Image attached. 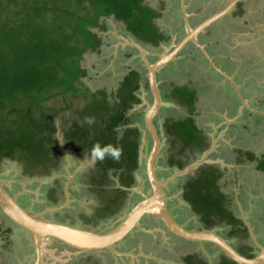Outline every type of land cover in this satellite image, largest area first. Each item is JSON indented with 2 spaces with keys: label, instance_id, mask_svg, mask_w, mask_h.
Returning <instances> with one entry per match:
<instances>
[{
  "label": "rangeland",
  "instance_id": "374dc122",
  "mask_svg": "<svg viewBox=\"0 0 264 264\" xmlns=\"http://www.w3.org/2000/svg\"><path fill=\"white\" fill-rule=\"evenodd\" d=\"M189 1L191 4L189 5L187 2V6L183 7V11L186 15H188L189 10L194 7V0ZM200 1L203 4L204 2L206 3V0ZM146 2L150 5H157L158 3L156 0H146ZM227 2L228 0H215L201 18L204 19L209 17L217 10H220ZM251 3L247 7L248 13L244 15H232V13H230V15L228 14L221 20L215 22V31L221 32L219 39L222 41L223 46H221V49L223 52L212 53L214 58L211 56L209 62L211 63V61L213 62L214 59H216L220 60L222 63V60H226L225 64L229 65L234 64L230 61L237 60L239 63L236 66H234L235 64L233 65L234 70L237 68L241 70L245 64L250 63L249 60L254 59L257 64L255 65L256 69H253L255 70L253 75L254 77H260L264 76V31L263 33L260 32L264 30V8H260L258 5L255 6L254 4L251 5ZM182 4H184V2H182ZM175 7L178 10L180 9L179 2H170V12H173ZM255 17L260 21L258 22ZM171 18V14L164 18L162 16L158 19V23L166 27L170 26L173 21H176ZM254 20H256L257 23L255 25V38L252 41L248 27L250 22ZM196 21L197 20H195L194 23ZM199 21L202 20L199 19ZM99 22L101 26H106L105 29H100L99 27L94 28V31L101 37L102 45L100 50H89L84 54L82 65L88 72L81 81L85 86H89L93 90L106 89L109 93V100L114 103L116 100V92L125 74L128 72L129 67L140 68L144 72L143 84L138 91L142 103L135 104L134 107L129 110L127 116L130 117V125H139L142 122L145 123L144 117L147 109L153 103V98L147 82V64L142 59L144 53L136 49V59L130 60L125 58L123 51L131 50L129 47H131V45L133 46V44L128 42L134 43V36L132 33L128 31L123 22L114 19L113 16L102 17ZM211 34L216 35L213 33ZM231 39L234 40V45L229 43ZM176 40H178V38H173L163 43V46L159 47L157 50L148 45L145 46L141 44L136 39L135 43L144 49L149 60L153 62L156 61L160 55L169 51L174 43H176ZM118 41L123 42V48L118 49ZM224 43H228L231 48H233L230 54L224 52ZM253 43H258L257 47L252 46ZM214 50L215 47L212 48V51ZM187 53L189 57H186L185 54ZM183 54L184 55L176 59L175 63L162 69L158 77L164 102L159 117L156 120L162 142L160 156L157 160V171L159 178L162 180H166L171 174L177 172H173L175 165L170 162V157L178 149L173 148L170 136L166 133L164 122L170 117L183 118L191 115L189 110L181 107L182 105L174 103L169 97L168 93L172 88V82L179 81V83H182L185 79L188 80L187 77L190 75L195 73L199 75L203 72L199 75V80L195 77L197 82L196 85L201 89V100L198 102L197 115L194 117L201 125L210 122V114L213 113L209 111L210 106L215 105L218 107L222 106L223 103L227 106L228 103L225 101L239 98L235 88L229 86L226 92H222L216 87V82L213 84L209 83V81L214 80L213 77H215V73L205 72L208 62L205 65V61L207 60H205V57H203L202 53H199L197 49L194 50L192 47ZM198 66L201 67L197 72ZM245 71L249 72V69H245L244 72ZM262 84L263 85L259 88V92L264 96V82ZM215 88H217V91ZM71 100H74V102L68 107V103L71 102ZM84 100V96L64 99L61 95H58L46 104L54 108L50 111L53 113L58 126V130L55 134V144L59 150L63 151L64 156L63 159H60V165L56 170L46 173L43 169L34 167L32 172H27L25 171L26 166L23 161L4 158L0 161V182L15 194L16 197H19V203L31 212H44L45 209L52 208L45 212V217L50 220L84 229L104 231L122 221L133 205L151 193V189L150 185L147 184L145 168L143 176L137 172V182L128 189L121 207L116 211V214L107 217L96 216L98 214L96 211L98 208L96 207L100 204L97 196L105 195L104 191L92 187L91 181H89L94 173L96 160L91 157V153L85 154V156L83 155L81 158L76 157V153L79 151L68 146V141L64 134V129H68L71 126L72 119L79 116L78 110L84 107ZM254 112L255 114L252 115L250 128H243L235 135L229 134L223 136L230 144H222L220 147L210 148L205 152L194 154L190 161L191 167L185 168L187 169V171H185L186 174L184 172L182 173L184 174L182 177H174L166 188L169 205L172 210H175V212L173 211L172 213L179 222L181 219L183 223H187L192 227H205L202 222H199L198 214L193 211L191 205L183 198L184 189L182 184L184 180L194 176L196 174L195 168L198 169L202 164L219 163V166L225 171L226 175L225 180L220 183L222 187L230 191L232 195L230 196V206L236 209L235 211L237 214L246 220L250 225V230H248V232L238 231V233L232 234L231 226L223 223L216 225L217 227L214 229L224 235L225 238L233 243L239 250L242 249V246L246 244V242L252 243L256 248L257 245L253 242V239H256L257 243L264 246V172L256 170L255 162L248 161V163H243L241 165L236 164L235 157H232L230 148V145L233 144L240 147H247L258 156L264 153V115H260L263 113H260L259 110H254ZM244 118L246 119V117ZM142 126L144 128L143 131H145L144 125ZM125 127L126 125L124 124L119 127V136L122 135ZM235 130L237 131V128ZM146 134L147 132H145V135ZM144 138H141L143 143L140 145L143 161H145V158L152 148L151 138ZM225 155L231 156L226 158L224 157ZM114 180L115 181L111 183L113 186L118 183L117 176H115ZM68 183L72 185L75 193H78L76 196H72L71 192L68 191ZM54 187L58 188L57 194L59 195V199L51 195V190ZM61 189H65L66 194L62 195ZM108 190L109 194L112 196L115 194L114 188L111 187ZM113 209H115V203L111 204V210ZM2 221L3 217L0 215V224H3ZM143 231L144 230L141 229L135 230L130 238L121 241L118 245L113 247L114 252L118 251L123 254L120 256H116V253L108 249H102L92 253L75 251L57 242L53 243L49 238L44 239L42 241L45 249V253L43 252V264H184V255L191 252L202 254L200 251L201 249H198L199 243L182 241L175 237L173 241L169 240V237L163 239L157 236L156 230H146L150 233L147 235L145 233L146 236H144V233L142 234ZM1 239L0 236V240ZM5 246L7 248H5ZM2 249L11 250V252L8 251L10 255H8V259L5 260L7 262L6 264H11L9 261H12V264H33L35 261V252L33 249H25L24 241L19 240L18 244L14 243V246L0 243V250ZM212 249L214 251L213 255L219 256L220 251L213 245ZM22 253H25V261L20 259V254ZM208 254L212 256L210 252ZM30 255L32 260H30ZM141 256L151 258V260L148 259L145 263H141ZM27 258L29 261H27Z\"/></svg>",
  "mask_w": 264,
  "mask_h": 264
},
{
  "label": "trees",
  "instance_id": "16d2710c",
  "mask_svg": "<svg viewBox=\"0 0 264 264\" xmlns=\"http://www.w3.org/2000/svg\"><path fill=\"white\" fill-rule=\"evenodd\" d=\"M143 1L0 0V161H23L27 172L34 167L46 173L57 168L61 155L55 144L58 126L50 111L54 108L46 104L58 95L64 99L84 96L79 116L64 129L68 146L79 151L80 157L91 152L97 142L118 145L123 150L121 157L96 160L95 175L99 174L103 183L108 181L109 170H120V183L132 185L133 170L138 166L140 132L137 127H127L119 138L117 128L130 123L129 110L142 101L137 94L140 72L131 69L124 76L112 103L106 89L93 90L82 83L88 72L82 59L89 50L101 48V37L94 28H106L99 22L102 17L114 16L122 21L145 46L158 45L165 39L154 21L159 13ZM172 93L189 105L190 112L194 109V90L176 86ZM88 117L94 118L93 124L86 122ZM165 128L173 148H178L170 157L178 167H183L184 161L177 155L187 148L197 150V154L209 147L208 137L192 114L167 118ZM222 174L215 165H203L185 184L183 197L201 215L207 228L225 222L233 226L232 234L247 231V227L236 228L243 221L229 208L227 196L218 184ZM117 191L125 194L121 187ZM251 249L250 245H243L241 252L253 256ZM183 260L184 264L207 263L197 253L188 254ZM220 264L238 263L223 254Z\"/></svg>",
  "mask_w": 264,
  "mask_h": 264
},
{
  "label": "flooded vegetation",
  "instance_id": "af4514ba",
  "mask_svg": "<svg viewBox=\"0 0 264 264\" xmlns=\"http://www.w3.org/2000/svg\"><path fill=\"white\" fill-rule=\"evenodd\" d=\"M158 3H157V5H150V4H148L147 2H146V0H144L143 2L145 3V4H147V5H149V6H151L152 8H154L158 13H159V15L157 16V17H155V19H154V21H155V23L157 24V26L159 27V31L161 32V33H163L164 35H165V39H163V40H161L160 41V43L158 44V45H153L152 43L151 44H149L148 46L149 47H151V48H155V50H157V49H159V47H162L163 45V43H165V42H168L169 40H171V39H173V38H175V39H177L178 38V40H176V43H174V45L173 46H175L181 39H183V37L188 33V26H189V29H192V28H194L195 26H197L201 21H199V19H201L202 21L203 20H205L206 18H204V19H202L201 18V16H203V14H204V12H206V10L207 9H209L210 8V6H212V4L211 3H214L215 2V0H206V3L204 2V4L200 1V0H194L193 2H194V7H193V9L191 8L190 10H189V14L188 15H186L185 14V12L183 11V7L184 6H187V2L189 3V5L191 4L190 3V1L189 0H156ZM230 0H228V2H229ZM242 1V2H241ZM240 2L241 3H239V5H237V8H239V6L240 5H242V8H244V9H246V11H247V7H248V5L251 3V2H253V3H251V5L252 4H254L255 5V3H254V0H241ZM170 2H179V10L178 9H176V7H175V9H174V11L173 12H170V10H171V8H170ZM182 2H184V4H182ZM228 2L222 7V8H224L227 4H228ZM210 3V4H209ZM237 3V4H238ZM209 4V5H208ZM221 8V9H222ZM220 9V10H221ZM238 9H235L233 12H232V10H231V12L230 13H232V15L233 14H237L236 13V11H237ZM219 10H217L216 12H218ZM215 12V13H216ZM230 13H229V15H230ZM172 15V18L171 19H175L176 21H173L172 22V24L170 25V26H163V25H160L159 23H158V19L160 18V17H162L163 16V18L165 17V16H167V15ZM214 14V13H213ZM212 15V14H211ZM210 15V16H211ZM228 15V14H227ZM186 16V17H185ZM226 16V15H225ZM112 17V16H111ZM114 17V16H113ZM170 17V16H169ZM208 18V17H207ZM114 19H116L115 17H114ZM195 20H197L195 23H194V21ZM188 21V26H187V24H186V22ZM122 22V21H121ZM215 23H213V24H210L204 31H202V32H200V33H198V35H197V42L196 41H194V40H190L184 47H183V49L178 53V55L176 56V58L173 60V61H171L169 64H167V65H165L163 68H161V70L162 69H165L166 67H168V66H170L172 63H175L176 62V59L179 57V56H181V55H184L183 53H185V52H187V51H189L190 50V48H194V50H198L199 51V53H202V55H203V57H205V60H207V61H205V65H206V63H207V67H206V73H208V72H213V73H215V77H213V78H215V79H217L215 82H218V81H224L225 80V82L226 83H224L226 86H227V88H229V86H231V81H230V79L228 78V76H226V74L224 73V71L226 72V73H232V72H237V71H235V70H239V72H237V73H235V76H234V78L235 79H239V80H242V79H244V74L245 73H247V74H245V75H248V73L249 74H253V73H255V70H253V69H256V67H255V65L257 64V62H255L254 61V59L253 60H249L250 61V63H247V64H245L242 68H241V70H240V68H237V69H235L234 70V66H236V65H238V61H230V62H232V63H234V64H229V65H226L225 63H226V60H222L223 62L221 63V61L220 60H216L215 59V61H211V63L209 62V59L211 58V56L213 55L212 53H214V52H223V50L221 49V46H223L222 45V41L219 39V36H220V34H221V32L220 31H215ZM211 33H213V34H216V35H212ZM132 35L134 36V43H132V42H128V43H130V44H133V46L131 45V47H129V48H131V50H126V51H123L124 52V55H125V58H128V59H130V60H132V59H136V53L137 52H135V50L136 49H138L140 52H141V50H140V48L138 47V46H136V43H135V39L136 40H138L141 44H143V42L141 41V40H139L133 33H132ZM119 42V44L117 45V47H118V49H121V48H123L122 46H123V42H121V41H118ZM138 45V44H137ZM173 46L170 48V50L173 48ZM213 47H215V50L214 51H212V48ZM220 47V48H219ZM224 48H225V50H226V47L224 46ZM133 49V50H132ZM193 50V49H192ZM225 50H224V52H225ZM122 51V50H121ZM207 51V52H206ZM168 52V51H167ZM206 53H207V55H206ZM186 55V57H189V55H188V53L187 54H185ZM213 57V56H212ZM214 58V57H213ZM143 60H144V62H145V59H144V57L142 58ZM224 59H226V58H224ZM229 59V58H228ZM154 62V61H153ZM216 62V63H215ZM146 63V62H145ZM242 63V62H241ZM234 65V66H233ZM200 67L201 66H198L197 67V72L200 70ZM147 68H148V66H147ZM131 69H137L139 72H140V83H141V87H142V84H143V78H144V72H143V70H141L140 68H133V67H129V70H128V72L131 70ZM203 69V68H202ZM245 69H249V72L248 71H245L244 72V70ZM161 70H159V72L157 73V80H158V77H159V74H160V71ZM252 70V71H251ZM127 72V73H128ZM244 72V73H243ZM126 73V74H127ZM203 73V72H202ZM202 73H200V74H202ZM125 74V75H126ZM199 74V75H200ZM210 74V73H209ZM233 74V73H232ZM194 75V76H193ZM199 75H197V73H195V74H192V75H190L189 77H187V79L188 80H184V82H182V83H179V81H174V82H172V88L170 89V92L168 93V95H169V97L171 98V100L172 101H174V103H176V104H178V105H182L181 107H183V108H186L187 110H189L190 111V107H189V105L188 104H186V103H182L177 97H175L174 95H173V90H174V88L176 87V86H179V87H188V88H190L191 90H194L195 91V95H196V99H195V103H194V105H193V110L191 111L192 113V115H193V117L194 116H196L197 114H196V111L198 110V102H200V100H201V89H200V87H198L196 84H197V82H196V78L199 80V78H200V76ZM196 77V78H195ZM203 77H204V74H203ZM147 82H148V86H149V79H148V73H147ZM123 81V80H122ZM229 82V83H228ZM158 84H159V81H158ZM141 87L137 90V94H138V91L141 89ZM232 87V86H231ZM159 89H160V86H159ZM160 92H161V89H160ZM162 93V92H161ZM162 95V94H161ZM138 96H139V94H138ZM163 98V97H162ZM163 100V99H162ZM140 103H142V101L140 102ZM140 103H137V104H140ZM228 103V107H230V112L232 113V114H229L228 115V117L231 115V116H233V117H237L238 115H239V108H237L239 105H240V102L238 103L237 101H233V100H230V102L228 101L227 102ZM135 105V104H134ZM134 105H133V107H134ZM132 107V108H133ZM131 108V109H132ZM220 111V110H219ZM229 112V113H230ZM253 114H255V112L254 111H250V110H246V108H243V111H242V113H241V115L238 117V119H237V121H236V123H234V124H230V126L232 125V126H235L236 125V128H238V125H240L239 123H240V121L242 120V118L243 117H245L246 116V120L242 123V125H245V128L246 129H248V128H250L251 127V121H252V115ZM146 115V114H145ZM218 115V114H210V116H211V118H210V120L209 121H211V123H213V125L211 126H209V128L207 127V129H208V131H211L212 129H214V127L215 126H219L218 127V132H217V135L215 134L214 135V138L215 139H217V136H218V133H219V131L220 130H222V129H224V127H225V125L227 124V123H225V122H222V119H220V118H218V119H216V116ZM209 116V117H210ZM158 118V117H157ZM195 118V117H194ZM196 119V118H195ZM157 120V119H156ZM156 120H155V122H156ZM144 121H145V117H144ZM166 121V120H165ZM165 123V122H164ZM144 125V127H145V131H143V126L142 125ZM141 124H137V125H130V124H127L126 125V127L124 128V130H123V133H122V135L121 136H119V138L120 137H122L123 136V134H124V131H125V129L127 128V127H137L138 129H139V132H140V143H139V159H138V166H137V168L135 169V170H133V172H134V182L132 183V185H134L136 182H137V176H136V174H137V172H139L142 176H143V172H144V169L146 168V158H145V161H143V159H142V157H141V150H140V145H141V143H143L142 142V137L144 138L145 136V138L144 139H147V137L149 138L150 137V134L148 133V131H146L147 130V128H146V125H145V123H141ZM208 124V123H207ZM121 126V125H120ZM119 126V127H120ZM119 127L117 128V129H119ZM156 127H157V129H158V131H159V128H158V126H157V124H156ZM212 129H211V128ZM145 132H147V134L145 135ZM239 132V131H238ZM159 134H160V131H159ZM160 137H161V134H160ZM208 141H209V147L207 148V149H210L212 146H213V141L215 140H213V138H212V136L211 135H209L208 134ZM151 138V137H150ZM151 141H152V139H151ZM220 147V146H219ZM233 147V148H232ZM230 148H231V152H232V157L234 156L235 157V162H236V164H243V163H245V162H255L256 163V170L257 171H262V172H264L263 170H262V168H260V163L264 160V153L263 154H261L260 156H258L257 154H255L252 150H250L249 148H247V147H244V146H237V145H230ZM206 149V150H207ZM205 150V151H206ZM61 151V155H60V159H63L64 158V156H63V151L62 150H60ZM196 151L197 150H195V149H190V148H187L186 150H184V152L183 153H181V154H179V155H177V158L178 159H182V161H184L183 163H184V166L183 167H178V165L177 164H175L174 163V168H173V172L174 171H177V172H175L174 174H171L166 180H172L174 177H176V176H178L177 178H180V177H182L184 174H182V173H184L185 171H187V169H185L186 167H191V165H190V161H191V158L194 156V154L196 153ZM205 151H203V152H205ZM161 152V151H160ZM79 153V152H78ZM78 153H76V157H79V154ZM91 152L90 151H86L85 153H84V156H85V154H90ZM230 154V153H229ZM251 154H253L255 157L254 158H251L250 157V155ZM196 155V154H195ZM231 155H225L224 157H226V158H228V157H230ZM160 156V155H159ZM79 158H81V156L79 157ZM159 159V158H158ZM157 159V160H158ZM171 162V161H170ZM145 163V164H144ZM171 164V163H170ZM59 165L60 164H58V167H59ZM95 165H96V163H95ZM189 165V166H188ZM208 166V165H215V166H217V167H219L220 168V170L221 171H223V169L219 166V163H206V164H202L201 166H199V168L197 169V168H195V171H196V174H197V172H199V170H200V168L202 167V166ZM259 165V166H258ZM145 166V167H144ZM157 166V165H156ZM57 167V168H58ZM57 168H55V169H52V170H56ZM147 169V168H146ZM183 169V170H182ZM51 170V171H52ZM123 170V169H122ZM50 171V172H51ZM183 171V172H182ZM225 171H223V173H224ZM110 173H114V170L113 169H111V171H110ZM119 173H120V170H118V172L116 173V176H117V184L115 185V186H113L110 182V184H111V187L112 188H114V191H115V194L113 195V196H110L111 194H109V190L108 189H110L111 187H110V184H105V186H107V188H106V190H104L105 191V195L103 196H97V199H98V201L100 202V204L96 207V208H98L96 211H97V215L96 216H99V217H107V216H110V215H113V214H116L117 212V210H119V208L121 207V204H122V202H123V200H124V196L127 194V191H128V189H130V187L132 186V185H130V186H124V185H122L121 183H120V179H119ZM31 174V173H30ZM157 174H158V171H157ZM180 174H182V175H180ZM185 174H186V172H185ZM195 174V175H196ZM93 177V176H92ZM115 177V176H114ZM158 177H159V175H158ZM172 177V179H170ZM146 178H147V171H146ZM191 178V177H190ZM189 178V179H190ZM160 180H162L161 178H159ZM189 179H187V180H184L183 181V184H182V186H183V189L185 188V184L187 183V181L189 180ZM221 179V178H220ZM96 180V177H95V179L94 178H90L89 179V181H91V183H93V186H95V187H97V185H96V183L94 182ZM116 180V179H115ZM115 180H112V182H114ZM166 180H162V181H166ZM170 181L168 182V184L170 183ZM147 182H148V179H147ZM2 185H3V183H1ZM147 184H149V182L147 183ZM168 184L165 186V196L167 197V195H166V188H167V186H168ZM68 185L69 186H67V188H68V191L69 192H71V194L72 195H74V193H73V191H71V184L70 183H68ZM150 185V184H149ZM4 186V185H3ZM5 187V186H4ZM118 187H121L124 191H125V194H120L118 191H117V188ZM6 188V187H5ZM116 188V189H115ZM7 189V188H6ZM57 189L58 188H56V187H54V188H52V190H51V195L54 197V198H59V195L57 194ZM150 189H151V187H150ZM13 196H15L16 197V195L15 194H13L9 189H7ZM61 191H62V195H64V194H66V190L65 189H61ZM151 192H152V189H151ZM183 196H184V191H183ZM111 197V198H110ZM113 198H116L117 200H115V202L114 201H110V199H113ZM184 198V197H183ZM16 199H17V201L18 202H20L19 201V197H16ZM185 199V198H184ZM186 200V199H185ZM188 202V201H187ZM112 203H115V209H113V210H111V204ZM189 203V202H188ZM167 204H168V208H169V210L171 211V213L174 211L175 212V210H172L171 209V207H170V205H169V200H168V197H167ZM190 204V203H189ZM191 205V204H190ZM23 206V205H22ZM134 206V205H133ZM133 206H132V208H133ZM24 207V206H23ZM191 207H192V205H191ZM24 208H26V207H24ZM131 208V209H132ZM27 209V208H26ZM52 208H49V209H45L44 210V212L43 211H41V212H37V213H39V214H41L42 215V217H44V218H46V219H48L47 217H45V212H47V211H49V210H51ZM192 209H193V207H192ZM28 210V209H27ZM28 211H30V210H28ZM193 211L195 212V213H197L194 209H193ZM31 212V211H30ZM31 213H34V212H31ZM198 214V218H199V222L201 223H203L204 224V226L205 227H196V226H194V227H192V226H190V225H188L187 223L185 224V223H183L182 221H181V219H180V223H182L183 225H185L187 228H191V229H195V228H207L206 227V224L202 221V218H201V215L199 214V213H197ZM0 215H2V217H3V221H2V223H7V222H9V221H11V222H13L9 217H7L2 211H1V209H0ZM172 215H173V213H172ZM95 216V215H94ZM174 216V215H173ZM177 217H179L178 215H176ZM184 216H186V215H184ZM175 217V216H174ZM176 218V217H175ZM8 219V220H7ZM177 219V218H176ZM178 220V219H177ZM51 221H53V220H51ZM179 221V220H178ZM119 223V222H118ZM117 223V224H118ZM117 224H115V225H117ZM223 224H226V225H229V224H227V223H223ZM115 225H113L112 227H114ZM245 225V222L243 221V225H241V226H244ZM147 226H149V227H147ZM199 226V225H198ZM239 226V225H238ZM112 227H110V228H112ZM216 226H213V227H210V228H215ZM109 228V229H110ZM138 229H141V230H144V231H148V230H157L156 232H157V236L158 237H160V238H163V239H165L166 237H169V240H171V241H173V238L175 237V238H177V239H179V240H182V241H187V242H199V241H191V240H186V239H181V238H178L177 236H175V235H173L172 233H170L169 231H167L166 230V228L163 226V224H162V222L158 219V218H156V217H154V216H152V215H149V214H147V215H145L141 220H140V222H139V225H137V227H135V229L124 239V240H126V239H128V238H130V236H131V234L132 233H134L135 232V230H138ZM106 230H108V229H105L104 231H106ZM142 232V234L144 235V236H146L147 234H149L147 231L146 232ZM103 232V231H102ZM145 233H146V235H145ZM30 236H31V234H30ZM224 236V235H223ZM225 237V236H224ZM31 238H32V236H31ZM48 239V238H47ZM50 240H52L51 238H50ZM228 240V239H227ZM53 241V240H52ZM121 241H123V240H121ZM120 241V242H121ZM120 242H118V243H115L114 245H112V247H115L116 245H118ZM200 243H206L207 244V252L206 253H208V252H211L212 254H213V249H212V245L215 247V248H217L214 244H212V243H210V242H200ZM246 243H248V242H246ZM31 244L32 245H29L28 246V248L30 249V250H32L33 249V251L35 252V261H36V252H37V249H36V245H35V242H34V240H33V238H32V241H31ZM250 246H251V251L253 252V253H256L257 252V250H259L260 248L258 247V245H257V247L255 248V246L254 245H252L251 243H248ZM42 245V248H43V252H44V244H41ZM32 246V247H31ZM234 246V245H233ZM218 249V248H217ZM108 250H110V251H112L113 253H116L115 255L116 256H120V255H123V254H121V253H119L118 251L117 252H114V249L112 248V249H108ZM219 250V249H218ZM239 250V249H238ZM240 252H241V250H239ZM45 253V252H44ZM44 253H42V260H41V263L40 264H43V259H44ZM89 253H92V252H89ZM222 253L220 252V254H219V256H218V258H220V257H222ZM201 256V255H200ZM140 259L142 260V262L141 263H145L146 261H148V259H150L151 260V258H146V257H144V256H141L140 257ZM35 261L33 262V264L35 263Z\"/></svg>",
  "mask_w": 264,
  "mask_h": 264
},
{
  "label": "water",
  "instance_id": "95a60500",
  "mask_svg": "<svg viewBox=\"0 0 264 264\" xmlns=\"http://www.w3.org/2000/svg\"><path fill=\"white\" fill-rule=\"evenodd\" d=\"M241 0H230L228 4L212 14L197 26L189 29L188 33L171 50L163 53L151 62L144 49L137 45L144 53V59L148 66L149 87L152 93L153 103L146 111L145 125L152 139V148L146 157L147 179L152 189L149 195L137 202L127 215L114 227L106 231H95L67 225L61 222L51 221L42 217L39 213H31L24 208L0 182V209L15 224L27 230L36 245V261L40 264L42 260V241L51 238L53 242L75 251L97 252L102 249H112V245L124 240L139 225L140 220L147 214L158 218L167 231L181 239L210 242L230 260L238 264H264V246L258 243L260 248L253 256L246 255L234 247L220 232L214 228H187L180 223L171 213L165 196V186L170 181H162L157 174V159L161 151V137L156 127L155 120L159 117L163 106L162 95L159 89L157 73L165 65L173 61L183 47L192 39L197 42L198 33L204 31L225 15ZM183 172V171H182ZM172 179V177L170 178Z\"/></svg>",
  "mask_w": 264,
  "mask_h": 264
},
{
  "label": "crops",
  "instance_id": "0c3cea01",
  "mask_svg": "<svg viewBox=\"0 0 264 264\" xmlns=\"http://www.w3.org/2000/svg\"><path fill=\"white\" fill-rule=\"evenodd\" d=\"M241 2H239V3H241ZM239 3L236 4L232 8V12L235 9H238L236 11L237 15H244V14L248 13V10L246 11V9L242 8V5H240L239 8H237V5H239ZM254 3H255V6L258 5L260 8H264V0H254ZM263 16H264V14H263ZM255 19L258 22L260 21L256 17H255ZM256 20H254L253 22H250V25L248 27L249 28V32L251 33V39H252V41L255 38V32H256L255 31V25L257 23ZM263 31L264 30H262L260 32L263 33ZM259 35H262V34H259ZM229 43H231L233 45L235 44L234 40H232V39L229 41ZM236 45H237V43H236ZM257 45H258V43H256V44L253 43L252 46L257 47ZM224 46H226L225 52H227L228 54H230L233 51V48H231V46L228 43H224ZM214 61H215V59H214ZM235 71L239 72V70H235ZM237 72H232L233 74L232 73H229L228 74V73H226L224 71V73L226 74V76H228V78L231 81V86L236 89L237 95L239 97V98H236V99L233 100V101H237L238 103L240 102V105L237 107V108H239V115L237 117H233L231 115L228 117V115L229 114H232V113L229 110L230 107H228V105L226 106L224 103H223L222 106H218V107L215 106V105L214 106H210V110L209 111L210 112H213V114H218L217 116L215 115L216 116V119L220 118V119H222V122L227 123L225 125L224 129H222V130L219 131L218 136H217V139L214 138V135L215 134L217 135L218 127L219 126H215L214 129H212L210 127L212 130L211 131H208L207 127L209 128L210 125L211 126L213 125V123H211V121L208 124L207 123H203V125L199 124L196 121L198 123L199 127L203 130V133L206 136H208V134H209V135L212 136L213 140L215 139L213 141V146L211 148H216V147H218V146H220L222 144H230V142H228L227 140H225L223 138V136H227L229 134L235 135V134L238 133V131L240 132L243 128H245V125H242V123L246 120L244 117L240 121V123H239L240 125H238L237 131L235 130L236 129V125L235 126H232V125L230 126V124L236 123L238 117L241 115V113L243 111V108H246V110H250V111H254V110L258 111L259 110L260 113H263V114H260V115H264V96H263V94H261V92H259V88H260L261 85H263L262 83L264 82V76H260V77L259 76H255L254 77L253 74H250V75L248 74L249 76L248 75H245L244 76V79L239 80V79H235L234 78L235 73H237ZM208 80H210V79H208ZM215 81L216 80L214 78V80L209 81V83L210 84H213V83H215ZM216 83H217V84H215L216 87L219 88L222 92H226L227 91V86L224 84V83H226L225 80L224 81H218ZM217 88H215L216 91H217ZM250 88H251V90H250ZM225 102H228V101H225ZM231 145H233V144H231ZM245 163H248V162H245ZM260 168H262V170L264 171V160L260 163ZM95 169H96V167H95ZM110 171L111 170H109V172H108V181L102 183V182L99 181V179H100L99 174L95 175V170H94V173L92 174V176H93L92 178L95 179V177H96V180L94 182L96 183L97 187L93 186V183H91L92 184V187L99 188V190H101V191L106 190L107 186H105V184L113 183L112 180H114V178H115L114 176H116L115 171H114V173H110ZM225 178H226V175H225V172H224L222 174L221 179H219L218 184L220 185V187L222 189V192L227 196L229 208L235 213V215L237 217L241 218V220L245 222V225L244 226H241V225H243V223H242L241 225L237 226L236 228H239L240 227L241 229H244L245 227H247V229L250 230V225L246 222V220H244L242 217H240L237 214V212L235 211L236 209H234V208H232L230 206V201H231L230 196H232L231 195V192L228 191V190H226V189H224L222 187L221 183H220L223 180H225ZM67 186H69V185H67ZM71 188H72V185H71ZM72 191H73V193H75V190H73V188H72ZM77 194L75 193V195H72V194L71 195L72 196H76ZM56 222H58V221H56ZM232 228H233V226H231V231H232ZM248 230L247 231H241V232H248ZM151 231H153V230H151ZM236 233H238V232H236ZM0 236L2 238L0 240V243H2L3 245H12V246H14V243L15 244H18V241L19 240L24 241V243H25V249L30 250L28 248V246L29 245H32L31 244L32 238L30 236V233L27 230H25L24 228L20 227L19 225L15 224L14 222H11V221H9V224H8V222L7 223L4 222L3 224H0ZM253 242H255L256 245H258L256 239H253ZM53 243H55V242H53ZM197 243H199L198 249L199 250L201 249L200 251L202 253V254H199V253H197V254L201 255V257H203V258L205 257L204 259L207 262L206 264H211V263L212 264H220L221 257L218 258L217 256L213 255L211 252L210 253H211L212 256H209V254H208L209 252L206 253L207 252V244L206 243H200V242H197ZM231 244L234 245L233 243H231ZM244 245H249V244L246 243ZM234 247H236V246L234 245ZM5 248H7V247L5 246ZM242 249H243V246H242ZM242 249H241V251H242ZM8 251L11 252L10 249H7V250L6 249H2V250H0V264H6L7 263L5 260L8 259V255H10V253ZM21 251H22V249H21ZM191 253H193V252H191ZM191 253H188V254H191ZM188 254H186V255H188ZM186 255H184L183 258ZM29 257H30V260H32L31 259V255ZM20 259L23 260V261H25V253L20 254ZM27 261H29L28 258H27ZM9 262L12 264V261H9ZM183 262H184V260H183Z\"/></svg>",
  "mask_w": 264,
  "mask_h": 264
},
{
  "label": "clouds",
  "instance_id": "9594fccd",
  "mask_svg": "<svg viewBox=\"0 0 264 264\" xmlns=\"http://www.w3.org/2000/svg\"><path fill=\"white\" fill-rule=\"evenodd\" d=\"M86 122L88 124L94 123V118L88 117L86 118ZM122 148L118 145H102L101 143L97 142L91 148V157L94 160L103 161L106 158H112L118 160L122 155Z\"/></svg>",
  "mask_w": 264,
  "mask_h": 264
}]
</instances>
